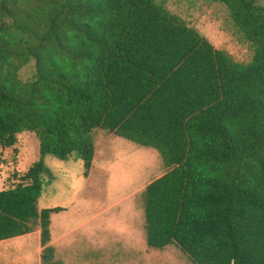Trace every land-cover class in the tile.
<instances>
[{
    "label": "trees",
    "instance_id": "obj_1",
    "mask_svg": "<svg viewBox=\"0 0 264 264\" xmlns=\"http://www.w3.org/2000/svg\"><path fill=\"white\" fill-rule=\"evenodd\" d=\"M224 4L254 49L241 62L159 0H0V146L36 133L41 158L0 190V241L41 229L47 155L80 158L95 131L157 149L167 172L142 193L147 245L192 264H264V4ZM35 61L34 77L20 74Z\"/></svg>",
    "mask_w": 264,
    "mask_h": 264
},
{
    "label": "rangeland",
    "instance_id": "obj_2",
    "mask_svg": "<svg viewBox=\"0 0 264 264\" xmlns=\"http://www.w3.org/2000/svg\"><path fill=\"white\" fill-rule=\"evenodd\" d=\"M159 1L234 59H253L252 45L238 31L224 4ZM35 72V61H31L20 74L28 80ZM95 148L89 176L80 158L45 157L51 175L43 176L39 207L63 209L52 214V234L58 238L56 258L63 264H192L173 245L164 249L147 245L142 193L168 170L160 152L103 129L95 131ZM40 158V141L31 131L20 133L14 147L0 146V190L18 184L19 177ZM5 243L3 250L8 254L4 263L0 257V264H37V234Z\"/></svg>",
    "mask_w": 264,
    "mask_h": 264
},
{
    "label": "crops",
    "instance_id": "obj_3",
    "mask_svg": "<svg viewBox=\"0 0 264 264\" xmlns=\"http://www.w3.org/2000/svg\"><path fill=\"white\" fill-rule=\"evenodd\" d=\"M52 225H53V223H52V217H51V233H52ZM32 233H34V234H37V240H38V244H39V248L37 249V264H42V260H41V253H42V250H43V246H42V243H41V229L40 228H38V229H36L35 231H33V232H31V233H29V234H25V235H22V236H26V235H30V234H32ZM11 239V238H10ZM7 240H9V239H7ZM57 241H58V238L57 239H55L54 238V236H53V234H52V240H51V244L55 247V244L57 243ZM6 242V240H3V241H0V257H2L3 258V260L4 259H6V257H7V250H3L4 249V247H3V244H6L5 243ZM6 246H8V245H6ZM55 249H56V247H55ZM5 262V260L3 261V263Z\"/></svg>",
    "mask_w": 264,
    "mask_h": 264
}]
</instances>
